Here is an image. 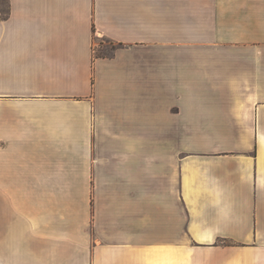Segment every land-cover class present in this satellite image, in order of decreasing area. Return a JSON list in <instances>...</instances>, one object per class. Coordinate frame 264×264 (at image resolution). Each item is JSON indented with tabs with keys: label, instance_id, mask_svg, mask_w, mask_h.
Here are the masks:
<instances>
[{
	"label": "crops",
	"instance_id": "0c3cea01",
	"mask_svg": "<svg viewBox=\"0 0 264 264\" xmlns=\"http://www.w3.org/2000/svg\"><path fill=\"white\" fill-rule=\"evenodd\" d=\"M3 3L0 264H264V0Z\"/></svg>",
	"mask_w": 264,
	"mask_h": 264
},
{
	"label": "rangeland",
	"instance_id": "374dc122",
	"mask_svg": "<svg viewBox=\"0 0 264 264\" xmlns=\"http://www.w3.org/2000/svg\"><path fill=\"white\" fill-rule=\"evenodd\" d=\"M0 10L2 11V14L7 12V5L6 4H1L0 5ZM97 41L99 43H103L102 45L97 47V54H108L112 52L113 45L109 43L107 40L104 41L103 38H98Z\"/></svg>",
	"mask_w": 264,
	"mask_h": 264
}]
</instances>
